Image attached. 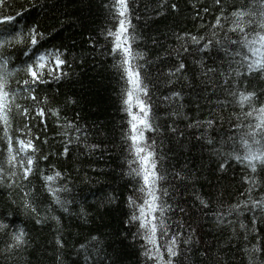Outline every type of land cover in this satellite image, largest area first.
<instances>
[{
  "label": "trees",
  "instance_id": "1",
  "mask_svg": "<svg viewBox=\"0 0 264 264\" xmlns=\"http://www.w3.org/2000/svg\"><path fill=\"white\" fill-rule=\"evenodd\" d=\"M109 4L110 0H5L0 5V11L9 14L26 9L22 24L35 25L45 36L37 47L64 54L62 71L66 75L56 80L45 74L48 82L36 86L38 100L46 98V102L34 105L24 99L23 92L16 102L45 109L43 119L27 122L33 136L40 137L37 147L48 157L40 162L41 169L50 174L54 167L64 174L58 183L69 191L60 196L70 201L66 212L53 204L40 176L33 175L24 183L39 213L35 215L23 207L19 188L0 186V222L10 225L6 230L9 234L0 236V264H151L142 255L136 227L126 224L133 181L126 175L127 153L122 141L126 120L121 111L122 84L115 60L108 54L106 32L114 24ZM129 9L135 26L133 47L144 56L138 63L144 65L142 74L147 77L159 126V131L149 135L157 140L162 172L167 177L162 182L169 193L164 200L172 206L167 215L173 231L183 233L174 264H264V211L242 207V215L233 212L224 223L216 218L218 212L249 197H264V168L258 166L257 172L251 173L220 154L231 150L228 137L239 135L233 123L240 109L228 91L255 92L257 103L264 102V76L254 73L233 78L225 88L230 58L215 43L226 44L233 11H258V6L253 0H220L219 4L215 0H129ZM221 14L228 18L222 20L224 27L213 29ZM183 33L214 43L210 50L200 52L190 39L176 38ZM227 36L235 38L231 32ZM23 48L18 45L5 50V56L11 57L9 70L22 69L28 62L21 55ZM180 61L185 69L169 76ZM207 68L224 75L206 76ZM26 78L23 71H16L10 77V87L18 89L16 81ZM174 92L182 99H164ZM49 109L59 110V117ZM209 120L214 121L211 126ZM69 121L81 132L66 129ZM25 123L13 110V130L22 129ZM66 131L67 138L62 135ZM67 139L72 143L67 144L65 156ZM245 177L257 181L251 193L247 189L252 185ZM19 227L27 233V243L8 251L10 233ZM92 237L97 240L92 241ZM82 244H89L88 261L80 249Z\"/></svg>",
  "mask_w": 264,
  "mask_h": 264
},
{
  "label": "snow or ice",
  "instance_id": "2",
  "mask_svg": "<svg viewBox=\"0 0 264 264\" xmlns=\"http://www.w3.org/2000/svg\"><path fill=\"white\" fill-rule=\"evenodd\" d=\"M217 4L220 0H215ZM258 6V11H244L237 9L231 13V22L227 32L235 34V38H230L225 34L226 44L217 40L215 43L230 58L228 76L223 84L229 87L230 80L240 76H251L258 73L264 76V0H253ZM5 0H0L3 5ZM114 24L107 29L106 38L109 42L108 54L115 60L116 69L122 87L120 92L121 111L125 114V128L122 132V141L125 145L128 175L133 183L129 186L131 195L127 197V207L129 217L126 224L136 227L135 236L141 240L143 249L142 255L151 264H174L175 258L180 255L179 241L183 235L180 231H173L169 223L170 217L167 213L172 210L164 197L169 195L168 190L162 187L167 177L162 172V157L157 152V140L150 133L159 131V126L155 123L153 102L150 89L145 82L147 77L142 74L143 64L138 63L144 56L133 45L136 43L135 26L132 24V15L129 9V0H110L108 5ZM175 8V5H173ZM24 11L9 14L0 11V186L9 189L19 188L22 196L23 207L32 214L39 215L36 205L29 199L31 190L24 182L29 181L33 175H39L44 182V188L51 197L52 203L61 207L65 212V205L70 201L61 199L60 193L67 192L66 185H59L63 180L64 174L55 168H51L50 174H45L40 167V162L48 159L43 155L36 141L39 136H33L32 128L27 121L36 117L44 118L45 109L36 106H22L17 103V97L21 92L24 99L30 100L35 104L46 102L39 101L36 95V86L47 83L45 74L53 79L59 80L66 75L62 67L66 64L63 53L60 50L41 51L38 45L45 39L43 33L39 32L35 25L25 26L22 24ZM207 11V9H205ZM258 17V19H253ZM223 14L216 17L212 28H223ZM26 29V30H21ZM215 35V33H213ZM178 40L190 39L193 44L198 45L200 52L211 49L214 41L205 40V37L192 36L188 33L180 34ZM204 41L203 43H201ZM24 45L21 55L28 58L22 69L9 70L11 57L5 56L8 47ZM184 48V51H187ZM185 69V64L180 61L178 66L169 71V76H176ZM16 71H23L26 79L16 81L20 87L12 89L10 87V77ZM215 73L223 76V72H217L215 68H207L204 75ZM228 95L240 109L235 116L233 127L237 129L239 135L228 137L230 151L220 154L235 160L243 165L251 173H256L258 166L264 168V102L257 103L258 97L255 92L247 91H228ZM164 99H182L179 92L172 93L171 97ZM13 110L15 115L25 119L24 127L13 130ZM53 116L59 117V110H48ZM34 114V115H33ZM238 121V122H236ZM214 121L209 120L207 124L211 126ZM66 129H72L75 133H80L81 129L69 121L64 125ZM175 131V129H173ZM66 138L69 133H62ZM79 139V135L76 136ZM47 142L46 140L44 141ZM72 140H66V146L62 155L68 154L67 144ZM212 143L211 140L208 141ZM95 147V146H93ZM220 165L223 170L225 163ZM245 182L252 185L247 189L248 193L253 191L257 181L254 177H245ZM243 195V193H242ZM201 204L207 207V203L201 200ZM250 206V207H249ZM249 209L254 212L259 209L264 211V197L259 200L251 199L241 201L231 205L226 211L218 212L216 215L220 223L225 222V217L243 213L241 208ZM59 222V218L53 216ZM37 223H41L38 219ZM231 221H229L230 223ZM255 224V220H253ZM10 225L0 222V236L9 234L6 232ZM241 229L246 225L241 223ZM11 243L7 245V250L20 248L27 243V233L23 227H19L10 233ZM92 237V241H96ZM185 244L189 240L183 241ZM57 243L62 247L63 244L57 239ZM91 243V242H89ZM80 249L85 252V260L91 259L87 255L89 244L80 245ZM260 251L259 247L254 248Z\"/></svg>",
  "mask_w": 264,
  "mask_h": 264
}]
</instances>
